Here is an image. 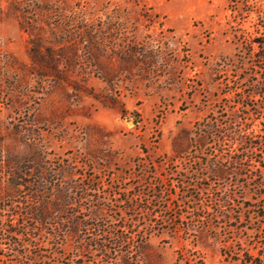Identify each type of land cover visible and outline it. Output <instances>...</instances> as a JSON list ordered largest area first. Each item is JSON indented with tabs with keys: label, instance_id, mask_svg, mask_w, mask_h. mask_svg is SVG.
Masks as SVG:
<instances>
[{
	"label": "rangeland",
	"instance_id": "374dc122",
	"mask_svg": "<svg viewBox=\"0 0 264 264\" xmlns=\"http://www.w3.org/2000/svg\"><path fill=\"white\" fill-rule=\"evenodd\" d=\"M254 40L264 44V0H0V171L7 154L32 168L19 209L2 210L14 192L1 181L0 264L25 262L3 222L38 207L32 190L49 198L53 228L74 214L151 231L156 264H264ZM208 121L213 138L199 134ZM103 204L104 219H89ZM63 240L70 258L76 240Z\"/></svg>",
	"mask_w": 264,
	"mask_h": 264
},
{
	"label": "trees",
	"instance_id": "16d2710c",
	"mask_svg": "<svg viewBox=\"0 0 264 264\" xmlns=\"http://www.w3.org/2000/svg\"><path fill=\"white\" fill-rule=\"evenodd\" d=\"M253 43H257L259 47L264 46L260 41L256 42L254 40ZM255 94L259 93L254 91L251 95ZM122 113L125 114L127 112L123 109ZM216 127L213 122H205L204 127L200 128L199 125V134L205 138H213L216 135ZM232 135L235 136V131L223 134L225 137ZM216 137L219 138V136ZM232 141L234 142V139ZM252 145L263 152L264 145L262 142L260 144L252 142L251 147ZM1 157L3 156L1 155ZM4 158L5 160H3V165L1 166L2 170L0 171V185L3 180V183L10 186L14 193L2 199L1 202L3 203L2 210L9 211L11 208L19 209L26 204V202L15 201V199L20 196L23 189L32 187V184L25 178L30 176L29 173L32 168H28V165L25 166V170L22 167L17 168L18 162L20 163L21 161H17L16 156L7 154ZM245 159L246 161L252 160ZM245 159L239 158V160H234V162L241 164ZM219 163V161L213 163L212 172L216 177H223V171L220 169ZM259 163H263L261 167L264 169V162L259 160ZM83 189L87 190L86 188ZM67 191V189L62 187L57 189L59 199H63L66 204H69L71 199L68 197ZM30 192L31 197L37 199L38 207L27 208L25 213L15 211L11 214L12 219L8 218V220L3 222L6 236L13 244V247H17V251H20L18 252L20 256L25 257V262L22 264H156V253H154L149 243L151 231L134 230V228L127 226L109 228L98 224L92 228L85 222L76 219L77 216L74 214L66 217L61 216V221L69 225L66 230L53 228L52 222L55 220V216L52 212L45 209V206L49 204V198L45 197L44 192L38 190ZM84 194L86 195V193ZM153 201L158 203L154 206L156 211L157 208H160L162 199L160 196L155 195ZM128 209L129 211H136V207L132 206V204ZM105 210L104 204L99 205L91 211L89 219L97 222L103 220ZM69 235L76 240V245L71 257L66 258V255L58 252V250L63 246V238ZM41 237H44L45 241H42ZM39 241L43 244H40ZM46 242L47 245L50 244L51 246H46ZM65 260H67L66 263L63 262Z\"/></svg>",
	"mask_w": 264,
	"mask_h": 264
}]
</instances>
